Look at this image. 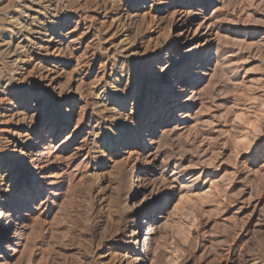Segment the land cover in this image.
I'll return each instance as SVG.
<instances>
[{
    "label": "rangeland",
    "instance_id": "obj_1",
    "mask_svg": "<svg viewBox=\"0 0 264 264\" xmlns=\"http://www.w3.org/2000/svg\"><path fill=\"white\" fill-rule=\"evenodd\" d=\"M0 49V264H264V0H0Z\"/></svg>",
    "mask_w": 264,
    "mask_h": 264
},
{
    "label": "bare ground",
    "instance_id": "obj_2",
    "mask_svg": "<svg viewBox=\"0 0 264 264\" xmlns=\"http://www.w3.org/2000/svg\"><path fill=\"white\" fill-rule=\"evenodd\" d=\"M149 4H147L146 6H148ZM137 6V5H136ZM146 6H144V4H142V8L141 9H145ZM47 7V6H46ZM38 13V12H37ZM23 14V13H22ZM53 17V16H52ZM152 17V16H151ZM143 18H145V16L143 15ZM113 19V18H112ZM142 19V17H141ZM141 21V20H140ZM144 21V20H143ZM153 21V20H152ZM151 21V23H152ZM59 22V19H56L55 21L53 20V25H56V23ZM150 22V20H149ZM17 25H20V24H17ZM121 25V24H120ZM135 25V24H134ZM14 26V25H13ZM109 26V25H108ZM25 27V26H24ZM22 27V28H24ZM39 27V26H38ZM119 27V26H118ZM145 27V26H144ZM17 29V28H15ZM25 29V28H24ZM20 30L22 29H19L18 31H13L10 35V39H12V36L13 37H16L19 35V32ZM29 30V29H28ZM31 31V30H30ZM15 39V38H14ZM26 39V38H25ZM27 40V39H26ZM3 42V41H2ZM6 45V43H3L1 45L2 49L3 47ZM8 45V44H7ZM125 45V44H124ZM16 46V45H15ZM18 46H16L15 48L17 49ZM24 48V47H23ZM0 49V53L2 52H5V50H2ZM16 49H14L13 51L11 52H8L6 53L7 55H9V57H14V53L17 52ZM22 49V48H21ZM2 50V51H1ZM21 51V50H20ZM20 57V56H19ZM169 58V56H166L165 59ZM161 59V55H158L156 60H160ZM18 61V59L16 60V62ZM22 62V61H21ZM156 65H157V62H156ZM164 65V64H163ZM162 65V67H163ZM161 67V68H162ZM202 66L201 65H197L196 69H200ZM121 68V67H120ZM154 69H157V68H154ZM195 69V68H193ZM163 72V71H162ZM166 70L164 71L163 74H165ZM115 75V74H114ZM196 74L192 73V72H178L176 74V76L174 77V79H172L171 82H168V85H170L168 88H166V90L163 92V91H159V88H158V84L155 86V89H154V94H153V97L150 98V101L148 102V108H147V113L149 116L150 115V108L152 107L153 104H159L161 103V101H164V106L166 105H172V104H175V103H179V101L177 100L179 94L183 93L186 91V88H185V85H190V83L192 81H195V82H198L196 80L195 76ZM182 77V78H181ZM129 79H127L128 81ZM182 80V81H180ZM111 82L108 83V85L105 87H108L112 90H114L111 94H109V92H107V90L104 88L103 92V98H105L104 102H110L111 105L113 106V109H116V108H124L125 105H126V102L129 100V96L127 93H119V91L117 90V79H111L110 80ZM133 81L131 82H128L127 86L130 88V89H137V82L135 81L134 83H132ZM22 83V82H21ZM179 85V86H178ZM173 87L174 89L178 88L179 92L178 93H173L172 90H173ZM193 93V92H191ZM119 94V95H117ZM196 94V92L194 93ZM101 95V94H100ZM161 95V96H160ZM160 96V97H159ZM133 102L136 100L137 98V94L133 95ZM112 109V110H113ZM173 109V108H172ZM157 114H156V118L153 120L152 124L153 125H161L162 121L164 120V114H165V110L162 111L161 108H158L157 110ZM173 111V110H172ZM147 116L145 118H147ZM67 120L63 119V120H57V119H54L53 122H52V125L50 127H48V132H46V130L39 134L37 140L34 142V146H38V145H43L45 140L48 138V137H51L53 136L54 134L57 133V129L58 127H63V126H67ZM139 127H137V130H136V135H135V142L136 144L139 142V135H138V131H139ZM48 134V135H47ZM123 134H119L117 133L115 137L111 138L110 139V142H107L106 140L102 143V146L104 148V152L107 148H110V149H114L116 148L117 146V143L116 141H120L121 138H123ZM148 137V136H146ZM165 138H167L168 136H164ZM108 140V139H107ZM192 140L195 141L197 140V135L192 137ZM192 142V141H191ZM125 142H121V144H124ZM38 153V152H37ZM36 152H33L32 153V156H36ZM4 163V162H3ZM3 163L0 164V171L1 169L3 168H8L5 172L6 173H0V184L1 182L4 181L5 179V176L8 174L9 170H11L12 167L10 166H5L3 167ZM142 182L143 180L140 179V180H136V182ZM1 187V186H0ZM29 190V188H26L24 192H27ZM34 194L32 193V190H29L28 193H24V196H26L27 198H31ZM2 200V199H1ZM2 201H5L4 199ZM0 201V204L1 202ZM144 201L141 200H138L136 202V205L137 206H134V207H140L141 204H143ZM139 212V209L137 208L136 209V214ZM11 216L10 215H7L5 218H10ZM3 219V217L1 218V213H0V249L2 248V242L3 240H5V230L3 229V225H1V220ZM154 219L156 220H161L162 218H160V216H156L154 217ZM145 223V227H144V231L142 233V237H140L138 239V245L140 246V254L141 255H145L149 252V249H150V245H151V241H152V237L156 234L157 232V227L153 224V219H152V216L148 215L147 218H146V221L144 222ZM9 225V224H8ZM141 228V225L135 227V230H134V235H133V239L134 241H136L137 243V238L139 237V229ZM16 235V234H15ZM13 238L9 239L8 241H11ZM7 241V240H5ZM121 258V261L119 262L120 264H129V260H128V255L124 252V254H122L120 256ZM3 257L0 256V260H2Z\"/></svg>",
    "mask_w": 264,
    "mask_h": 264
}]
</instances>
